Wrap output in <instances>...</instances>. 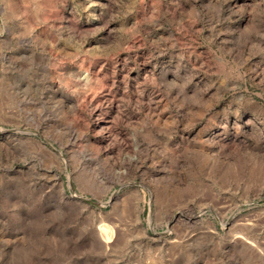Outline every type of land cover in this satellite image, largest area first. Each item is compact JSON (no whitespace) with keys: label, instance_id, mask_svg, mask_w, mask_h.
I'll return each instance as SVG.
<instances>
[{"label":"rangeland","instance_id":"obj_1","mask_svg":"<svg viewBox=\"0 0 264 264\" xmlns=\"http://www.w3.org/2000/svg\"><path fill=\"white\" fill-rule=\"evenodd\" d=\"M0 264H264V0H0Z\"/></svg>","mask_w":264,"mask_h":264}]
</instances>
